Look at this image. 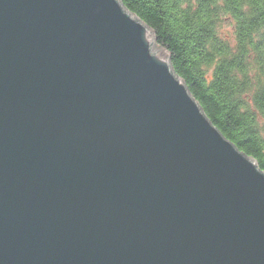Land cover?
<instances>
[{
	"label": "water",
	"instance_id": "obj_1",
	"mask_svg": "<svg viewBox=\"0 0 264 264\" xmlns=\"http://www.w3.org/2000/svg\"><path fill=\"white\" fill-rule=\"evenodd\" d=\"M0 264H264V172L119 0H0Z\"/></svg>",
	"mask_w": 264,
	"mask_h": 264
},
{
	"label": "trees",
	"instance_id": "obj_2",
	"mask_svg": "<svg viewBox=\"0 0 264 264\" xmlns=\"http://www.w3.org/2000/svg\"><path fill=\"white\" fill-rule=\"evenodd\" d=\"M210 123L264 172V0H119Z\"/></svg>",
	"mask_w": 264,
	"mask_h": 264
}]
</instances>
